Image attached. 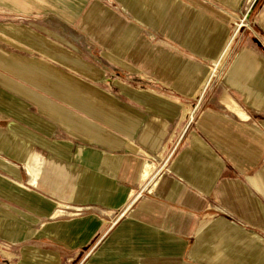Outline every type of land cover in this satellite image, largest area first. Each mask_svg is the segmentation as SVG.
Segmentation results:
<instances>
[{"label": "crops", "instance_id": "0c3cea01", "mask_svg": "<svg viewBox=\"0 0 264 264\" xmlns=\"http://www.w3.org/2000/svg\"><path fill=\"white\" fill-rule=\"evenodd\" d=\"M0 264H264V0H0Z\"/></svg>", "mask_w": 264, "mask_h": 264}, {"label": "bare ground", "instance_id": "6f19581e", "mask_svg": "<svg viewBox=\"0 0 264 264\" xmlns=\"http://www.w3.org/2000/svg\"><path fill=\"white\" fill-rule=\"evenodd\" d=\"M211 72H212V71H211ZM212 74H213V73H212ZM210 76H211V75H210ZM210 76H209V77H210ZM207 84H208V83H207ZM205 86H206V85H205ZM151 166H152V165H151ZM150 168H151V167H150ZM153 169H154V168H153ZM145 170H146V171H145V173H144V178H146V176H147V175L149 174V172H150L148 166L146 167ZM147 177H148V176H147Z\"/></svg>", "mask_w": 264, "mask_h": 264}, {"label": "rangeland", "instance_id": "374dc122", "mask_svg": "<svg viewBox=\"0 0 264 264\" xmlns=\"http://www.w3.org/2000/svg\"><path fill=\"white\" fill-rule=\"evenodd\" d=\"M195 113H196V110H195V112L192 113L193 115H192V117L190 118L191 120L193 119ZM188 117H189V114H188ZM190 119H189V120H190ZM191 120H190V121H191Z\"/></svg>", "mask_w": 264, "mask_h": 264}]
</instances>
